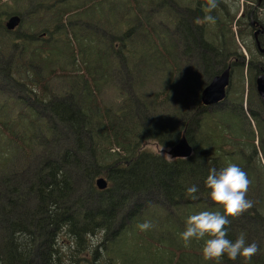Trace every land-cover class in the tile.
Segmentation results:
<instances>
[{
  "label": "trees",
  "instance_id": "obj_1",
  "mask_svg": "<svg viewBox=\"0 0 264 264\" xmlns=\"http://www.w3.org/2000/svg\"><path fill=\"white\" fill-rule=\"evenodd\" d=\"M181 1L0 0V85L8 87L0 90V264H216L202 259L203 241L185 248L179 233L189 215L222 211L204 180L229 163L246 173L251 206L229 217L226 236L243 234L248 243L254 233L258 251L247 264H264L263 123L252 111L249 119L242 114V88L229 109L200 102L202 89L230 65L246 74L250 106L264 67L251 56L244 65L236 37L246 24L236 12L226 7L227 20L218 14L206 39L183 20ZM12 18L18 23L9 29ZM182 135L192 148L186 159L143 148L169 149ZM98 176L104 191L94 185ZM22 181L23 203L14 190ZM193 184L196 199L185 194ZM154 189L167 209L133 203ZM144 220L152 228L140 231ZM118 244H137L145 260L134 250L113 254Z\"/></svg>",
  "mask_w": 264,
  "mask_h": 264
},
{
  "label": "clouds",
  "instance_id": "obj_2",
  "mask_svg": "<svg viewBox=\"0 0 264 264\" xmlns=\"http://www.w3.org/2000/svg\"><path fill=\"white\" fill-rule=\"evenodd\" d=\"M215 7L216 0H208L207 10L211 12ZM204 19L211 21L213 17L208 15ZM204 184L209 190V197L222 211L205 210L189 215L184 222L183 231L179 233L183 246L188 247L193 241H203L200 252L204 261L211 260L219 264L222 257L231 261L241 257L244 264H247L258 251L257 244L246 243L243 234L234 240L228 239L225 227L230 223L229 217L239 216L251 206V201L246 199L249 185L246 173L238 165L229 163L220 169L210 168ZM197 191V186L193 184L185 189V194L191 199H196ZM136 227L140 231H147L152 228V224L144 220Z\"/></svg>",
  "mask_w": 264,
  "mask_h": 264
},
{
  "label": "rangeland",
  "instance_id": "obj_3",
  "mask_svg": "<svg viewBox=\"0 0 264 264\" xmlns=\"http://www.w3.org/2000/svg\"><path fill=\"white\" fill-rule=\"evenodd\" d=\"M246 0H226V2L228 3V5L230 6V14H235V21L239 18V14H240V11L245 8L246 6V3H245ZM257 17L259 20H261L263 23H264V8H262V10H257ZM236 29V30H234ZM232 30L236 33L237 31V28L234 26V24H232ZM236 44L242 54V56L244 57V65L248 64V61H249V58L250 56L251 57H254V58H258L261 62V65L264 67V56H261V54H259L255 47H254V44H253V38L251 36V33H249L248 35H243L242 37H236ZM191 61V60H190ZM230 84H229V87H228V90L227 92L229 91L230 92V97L227 99H225L222 103V105H219L217 106L216 108L218 110H221V109H224V108H227L229 109L231 107V103L233 104H236L237 101H238V92L240 90V88H242V92L240 93L241 95V98H242V102L243 104L241 105V111H242V114L244 115L245 118L249 119L251 117V111L255 114V116L262 121L263 123V132H264V107L262 106V104L260 105V99L258 98L257 94L256 97H252L253 101L250 103V106L249 105V102L247 100V92H248V87H247V84H246V74L243 73V78H240L239 74H238V71H235V72H231L230 74ZM199 79V78H198ZM197 78L193 79V77L190 78V80L193 82H197L198 80ZM121 80V78L119 77V81ZM189 80V81H190ZM182 82V81H181ZM192 86V83L190 82L189 86ZM181 86V85H180ZM178 87V90H180L181 92L183 91V85L181 87ZM8 89V87L5 85L4 82L1 83L0 85V90H6ZM254 91H255V86H254ZM256 93V91H255ZM259 101V103L257 102ZM189 104H190V101L189 99L186 100V106L189 107ZM161 121L163 122V119H161ZM160 121V122H161ZM145 124H147L149 127L153 126V122L148 118L145 120ZM162 125V124H161ZM253 125V124H252ZM254 129V132L255 134H257L256 132V129L255 127H253ZM63 143V141L60 139V141H57V144L56 145H60ZM258 144V142H257ZM259 146V145H258ZM144 150L148 151V152H151L153 154H156V155H161L162 157L166 158V159H169L166 155V151L168 150L167 148H162V147H159L158 145H156L155 143L153 142H148L146 143L144 146H143ZM82 155V154H81ZM81 159L83 163H85V161L88 159V156L87 158L83 155L81 156ZM260 160L262 162V159L260 157ZM89 161V160H88ZM98 177H103V176H98ZM97 177V178H98ZM104 178V177H103ZM96 179V178H95ZM75 181H76V185L77 186V190L79 192H84V184L85 182L84 181V176L82 173H77L75 175ZM25 185H24V182H20L19 184H15L14 185V190L17 194H19V198L22 200L21 203H23V200H29V197L25 195L26 191L24 189ZM18 191V192H17ZM149 202H153V203H158L160 206L164 207L165 209L168 208V206L165 205V199L163 198V196L161 194H159L157 192V190H152L148 195H145V196H141L139 198H136L133 203L134 204H141V206L143 207L145 203H149ZM133 203L131 202L129 208H132L133 207ZM248 225V223H247ZM251 226L253 224H250ZM244 230H248V226H245L244 227ZM254 233H251L250 236H249V239H248V243H252V237H254ZM248 236V235H247ZM251 237V238H250ZM261 235L258 234V236H256L257 239H260ZM255 240V239H254ZM94 243L97 242V244L99 243V241L97 239H94L93 240ZM116 246H122V247H117L113 254H117V253H120V249H125V250H128V251H132L134 249L137 250V244L136 245H116ZM145 246V245H144ZM187 248V247H185ZM136 250H134V257L136 259H144L142 258V255L143 253L142 252H139L138 255L136 253ZM169 257H175L173 254H170ZM136 259H134V261L136 262ZM145 260V259H144Z\"/></svg>",
  "mask_w": 264,
  "mask_h": 264
},
{
  "label": "flooded vegetation",
  "instance_id": "obj_4",
  "mask_svg": "<svg viewBox=\"0 0 264 264\" xmlns=\"http://www.w3.org/2000/svg\"><path fill=\"white\" fill-rule=\"evenodd\" d=\"M187 1L190 0H182L181 2L183 6H179L183 20L189 22L190 24H195L198 28H200V31L201 29L202 31H206L207 35L204 36L206 39L213 33L211 25L213 24V21H215L218 14H221L226 18V20L230 17V14L225 12L226 7L230 10V6L226 0H216V7L212 9L211 12L207 10L208 0H193L195 1L194 6L189 8L186 7ZM169 2L170 0H168V3ZM245 3L246 6L240 11L239 18L236 21H239L240 24H246L245 35L251 33L256 51L261 54V56H264V23L257 17V10H262V8H264V0H246ZM188 11H190V13H188ZM208 15L213 17L211 21H206L204 19V17ZM227 67H230V65Z\"/></svg>",
  "mask_w": 264,
  "mask_h": 264
},
{
  "label": "water",
  "instance_id": "obj_5",
  "mask_svg": "<svg viewBox=\"0 0 264 264\" xmlns=\"http://www.w3.org/2000/svg\"><path fill=\"white\" fill-rule=\"evenodd\" d=\"M18 23V18H12L7 22V27L13 29ZM230 84V67H227L220 74L214 76L211 81L202 89L200 93V102L205 108L222 103L227 94V88ZM255 91L264 107V72L258 74L254 79ZM171 159H186L191 156L192 148L188 141L182 135L178 142L166 151ZM94 185L98 191L107 189V181L103 177L94 180Z\"/></svg>",
  "mask_w": 264,
  "mask_h": 264
}]
</instances>
